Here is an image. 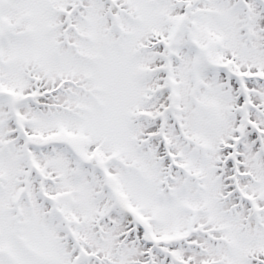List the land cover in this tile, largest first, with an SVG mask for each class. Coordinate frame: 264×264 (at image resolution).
I'll return each mask as SVG.
<instances>
[{"label": "snow or ice", "instance_id": "obj_1", "mask_svg": "<svg viewBox=\"0 0 264 264\" xmlns=\"http://www.w3.org/2000/svg\"><path fill=\"white\" fill-rule=\"evenodd\" d=\"M0 264H264V0H0Z\"/></svg>", "mask_w": 264, "mask_h": 264}]
</instances>
